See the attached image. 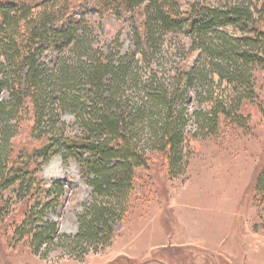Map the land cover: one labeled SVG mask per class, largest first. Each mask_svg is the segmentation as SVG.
Instances as JSON below:
<instances>
[{
	"label": "trees",
	"instance_id": "1",
	"mask_svg": "<svg viewBox=\"0 0 264 264\" xmlns=\"http://www.w3.org/2000/svg\"><path fill=\"white\" fill-rule=\"evenodd\" d=\"M259 1H193L187 8L179 0L0 1V214L26 203L7 242L24 240L42 258L58 251L82 261L111 245L150 153L163 158L171 178L186 167L182 152L196 135L218 137L225 124L240 126L248 117L238 114L242 102L257 98L253 68L264 69ZM104 13L128 23L131 48L122 51L117 36L107 49L95 44L87 14ZM175 36L184 39L175 56L196 53L187 68L164 60L163 47ZM214 77L232 85L227 101L212 99ZM192 94L210 106L190 111ZM188 120L200 133H186ZM22 127L30 141L14 154ZM54 155L74 160L89 188L73 234L49 215L66 200L65 181L40 175ZM255 200L264 205V168Z\"/></svg>",
	"mask_w": 264,
	"mask_h": 264
},
{
	"label": "rangeland",
	"instance_id": "2",
	"mask_svg": "<svg viewBox=\"0 0 264 264\" xmlns=\"http://www.w3.org/2000/svg\"><path fill=\"white\" fill-rule=\"evenodd\" d=\"M179 1L187 8L193 1L217 6L229 0ZM87 18L94 26L97 46H115L111 42L117 36L122 51L131 48L128 23L121 17L104 13L87 14ZM226 31L239 35L232 28ZM183 40L177 36L167 39L162 53L168 64L187 68L194 61L195 52L184 59L174 55ZM252 73L257 98L242 102L238 114L248 117L240 126L225 124L218 137H201L194 118L188 120L186 133L200 134L184 148L186 167L181 166L178 175L170 178L163 158L150 153L149 166L141 169L138 194L116 227L111 245L78 261L58 251L42 258L32 254L24 240L8 243L13 224L25 211L23 200L11 204L7 215L0 214V264H264V205L258 207L255 200V183L264 168V69L255 66ZM232 88L226 79L214 77L212 99L227 101ZM200 104L210 106L192 94L189 110ZM63 116L72 121L70 114ZM27 133L28 127H22L14 137V154L30 141ZM40 175L66 182L65 206L49 215L61 232L75 233L78 203L89 196L77 163L54 155L41 166ZM2 194L3 199L9 198V190Z\"/></svg>",
	"mask_w": 264,
	"mask_h": 264
}]
</instances>
